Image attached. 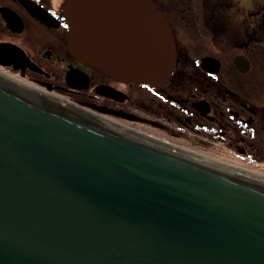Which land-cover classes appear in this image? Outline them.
I'll return each mask as SVG.
<instances>
[{"label":"water","instance_id":"1","mask_svg":"<svg viewBox=\"0 0 264 264\" xmlns=\"http://www.w3.org/2000/svg\"><path fill=\"white\" fill-rule=\"evenodd\" d=\"M64 13L81 63L168 82L174 38L149 0ZM46 90L0 69V264H264L263 176Z\"/></svg>","mask_w":264,"mask_h":264},{"label":"flooded vegetation","instance_id":"2","mask_svg":"<svg viewBox=\"0 0 264 264\" xmlns=\"http://www.w3.org/2000/svg\"><path fill=\"white\" fill-rule=\"evenodd\" d=\"M149 1L175 44L162 86L122 81L75 59L66 40L68 0H0V61L7 63L0 69L61 91L102 119L230 151L264 176V0Z\"/></svg>","mask_w":264,"mask_h":264},{"label":"rangeland","instance_id":"3","mask_svg":"<svg viewBox=\"0 0 264 264\" xmlns=\"http://www.w3.org/2000/svg\"><path fill=\"white\" fill-rule=\"evenodd\" d=\"M6 71V70H5ZM8 72V71H7ZM10 73V72H9ZM13 74V73H12ZM15 75V74H14ZM30 82H33L29 79H27ZM56 92V91H55ZM56 93H59L61 95H64L61 93V91H57ZM66 96V95H64ZM68 97V96H66ZM69 98V97H68ZM115 121V120H114ZM122 122L121 124L127 125V126H131L140 130H144L150 133H154L163 137H167L169 138V142H174V145H177L178 147H182L183 149H188V150H192L198 153H204L207 155H210L213 158H217L218 160H221L223 162H228L232 165H235L239 168H243V169H247L250 171H255L258 172L257 170L253 169L252 167H250L249 165H247L246 163H244L243 161H240L239 158H237L233 153H231L230 151H223L222 149H211V150H203L200 148L195 147V145L193 146L191 143L187 142H176L175 140H172L167 134H165L164 132H162L158 127H149L147 125H141L138 123H130V122H125V121H120Z\"/></svg>","mask_w":264,"mask_h":264},{"label":"bare ground","instance_id":"4","mask_svg":"<svg viewBox=\"0 0 264 264\" xmlns=\"http://www.w3.org/2000/svg\"><path fill=\"white\" fill-rule=\"evenodd\" d=\"M4 71H5V70H4ZM179 148H182V147H179ZM182 149H183V148H182ZM185 150H188V149H185ZM188 151H191V152H194V153H197V154L203 155V156H205V157H208V158H211V159H214V160L220 161V162H223V161H221V160H218L217 158H213V157H211L210 155H207V154H204V153H198V152H195V151H192V150H188ZM223 163H226V164H229V165H231V166L237 167V166L232 165V164H230V163H228V162H223ZM237 168H239V167H237ZM240 169H243V168H240ZM243 170L249 171V170H247V169H243ZM249 172H251V171H249ZM252 173H255V172H252ZM255 174H257V173H255ZM257 175H260V174H257ZM260 176H262V175H260ZM263 177H264V176H263Z\"/></svg>","mask_w":264,"mask_h":264}]
</instances>
